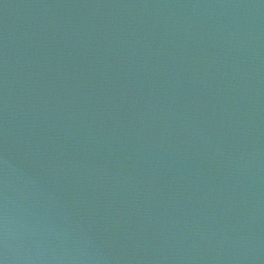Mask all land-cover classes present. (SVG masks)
Returning a JSON list of instances; mask_svg holds the SVG:
<instances>
[{"label":"water","instance_id":"95a60500","mask_svg":"<svg viewBox=\"0 0 264 264\" xmlns=\"http://www.w3.org/2000/svg\"><path fill=\"white\" fill-rule=\"evenodd\" d=\"M0 264H264V0H0Z\"/></svg>","mask_w":264,"mask_h":264}]
</instances>
